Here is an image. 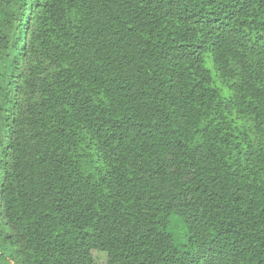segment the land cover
Wrapping results in <instances>:
<instances>
[{"label": "trees", "instance_id": "16d2710c", "mask_svg": "<svg viewBox=\"0 0 264 264\" xmlns=\"http://www.w3.org/2000/svg\"><path fill=\"white\" fill-rule=\"evenodd\" d=\"M0 200L22 264H264V0H0Z\"/></svg>", "mask_w": 264, "mask_h": 264}, {"label": "rangeland", "instance_id": "374dc122", "mask_svg": "<svg viewBox=\"0 0 264 264\" xmlns=\"http://www.w3.org/2000/svg\"><path fill=\"white\" fill-rule=\"evenodd\" d=\"M207 67L213 73H215V70H214V67H213V64L211 61H208ZM0 202H1V200H0ZM0 213H1V209H0ZM0 221H1V218H0ZM0 252L2 254L6 255L10 259L12 264H22L20 258H23V252L19 248H16L12 244L11 245L10 244L4 245V237L1 234H0ZM97 260H98V264H106V257L103 255L98 256Z\"/></svg>", "mask_w": 264, "mask_h": 264}]
</instances>
